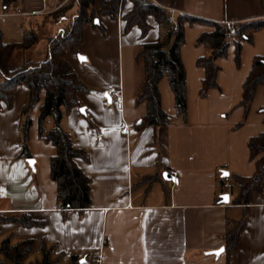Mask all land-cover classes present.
Instances as JSON below:
<instances>
[{"label":"crops","instance_id":"obj_1","mask_svg":"<svg viewBox=\"0 0 264 264\" xmlns=\"http://www.w3.org/2000/svg\"><path fill=\"white\" fill-rule=\"evenodd\" d=\"M54 1L58 0H9L4 13L0 0L3 42L21 43L23 28L43 21L53 12ZM147 2L164 9L172 22L181 14L233 23L237 28L264 20L261 0ZM131 8L132 3L123 0L114 18H100L102 28L85 26L79 48L65 54L86 91L78 95L80 106L64 113L58 128L69 134L75 148L87 153V160L75 162L89 179V208L66 213L57 208L56 185L50 178V158L56 149L38 137L44 91L29 113L27 148L34 170L27 164L29 159L21 156L19 145L27 88L19 85L14 89L11 108L0 103V216L19 219L26 214L36 223L28 227L14 221L0 223V238L9 246L31 240V252L43 254V247L51 264L62 259L68 264L72 257L77 264H262L264 191L251 195L246 207L232 205L237 189L223 188L219 178H226L223 172L228 177H250L255 170L247 143L264 132L263 114L259 113L264 106V86L256 87L243 125H236L244 114L239 105L242 84L253 58L264 55V30L253 32L251 42H241L238 64L233 42L218 62V88L200 98L204 71L196 60L207 50L197 45L196 39L212 29L200 23L186 24L185 42L180 47L186 75V122L176 116L173 92L162 78L158 83L160 105L172 121L155 129L138 125L146 106L135 104L144 78L143 64L136 56L145 44L157 41L159 29L149 15L145 34L137 26L125 32L121 16ZM65 22L40 25L46 44L39 45V41L29 59L45 57L48 38ZM118 87L123 100L121 114L106 95L107 89ZM48 119L45 131L55 127L52 118ZM122 119L129 126L127 138L107 129L118 128ZM165 173L172 181L163 178ZM224 194L229 196L228 204H220ZM245 210L238 248L227 253L222 236ZM218 250H222L219 255L212 254Z\"/></svg>","mask_w":264,"mask_h":264},{"label":"trees","instance_id":"obj_2","mask_svg":"<svg viewBox=\"0 0 264 264\" xmlns=\"http://www.w3.org/2000/svg\"><path fill=\"white\" fill-rule=\"evenodd\" d=\"M122 1L58 0L59 4L65 3L43 19L52 22L66 20V22L54 37L48 38L45 57L40 61L29 59L15 69H10L14 53L31 51L39 43L41 40L39 28L43 23L25 26L22 42L17 44L4 43L0 32V103L4 104L7 109L11 108L14 89L19 85L27 88L28 100L22 109V117L25 116L26 119L20 124V147L21 156L30 159L26 144L30 126L27 114L38 101L39 93L44 91V103L39 108L38 137L52 144L56 149V154L50 158V178L56 185L57 208L62 213L68 210H85L91 203L89 179L75 162L76 159L87 160V153L75 148L69 134L58 128L64 113L74 107H79L78 95L86 91V87L66 61L65 54L68 51L75 52L79 48L85 26L102 28L99 22L101 17L114 18ZM129 1L132 3V8L121 16L125 22V32L130 27L137 26L141 34H145L149 28L146 23V17L149 15L153 16L159 29L157 41L145 44L136 56L137 60L143 64L144 78L135 98V104L144 103L146 106V113L139 119L138 125L156 129L171 124L172 118L162 110L160 105L158 83L162 78L168 81L173 92L176 116L182 123H185L187 117L186 75L180 58V47L185 42V25L200 23L212 29L210 32L200 34L196 39V44L203 45L207 50L206 55L196 60L197 67L204 71L198 92L200 98H204L210 89L218 88L217 75L220 71L218 62L227 55L230 46V40L226 38V27L217 22L183 14L178 15L172 22L168 13L153 2ZM261 1L264 2V0ZM8 2L9 0H3L4 13H7ZM95 4L98 5V9H95ZM261 29L264 30V20L245 23L237 28L234 36L236 37L234 41L236 64L239 62L241 42H251L253 32ZM259 85L264 86V55L253 58L251 70L242 84V97L239 105L243 108L244 114L242 121L236 127L243 125L255 89ZM259 113L263 114L264 124V106L259 109ZM48 118H52L55 127L50 131H45L43 124ZM247 148L249 159L254 162L255 166L253 175L241 177L230 174L228 178H219L221 186L228 181L230 187L237 189V195L232 199L231 204L244 207L249 205L251 195L263 192L264 132L250 138ZM7 221H14L27 227L36 224L26 214H22L19 219L0 216V223ZM245 222L246 210L242 218L234 226H228L223 234L225 252L230 253L238 248L239 236ZM32 243L29 240L9 246L7 241H3L0 245V254L6 257L11 264H21L20 262L31 252ZM41 251L44 255L42 264H51L48 261V253L43 247ZM70 264H77L75 257H72Z\"/></svg>","mask_w":264,"mask_h":264},{"label":"rangeland","instance_id":"obj_3","mask_svg":"<svg viewBox=\"0 0 264 264\" xmlns=\"http://www.w3.org/2000/svg\"><path fill=\"white\" fill-rule=\"evenodd\" d=\"M65 2H63L62 4H59L60 6H57L56 8L53 9V12H55L56 10H58ZM41 23L43 22V24H46V25H50L51 26V22H48L47 20H43V21H40ZM53 26V25H52ZM43 34V31L41 30V34ZM236 40V37H233L232 40H230V46H234L233 45V42ZM45 45L46 42L43 41V39L40 40V44L39 45ZM30 53L31 51H17L16 53H14L13 57H12V60L10 62V69H15L19 66H21L25 61L29 60V56H30ZM0 80H1V76H0ZM37 103V102H36ZM36 105V104H35ZM31 109L28 111V114H27V117H29V113H30ZM31 118V117H30ZM29 119V122H30V126H31V120ZM26 117L23 116L22 118V121H25ZM47 122H50L49 119H46L44 124H43V128L46 129L47 128ZM29 126V127H30ZM19 134H20V139H19V145L21 144L20 143V140H21V131L19 129ZM28 141V140H27ZM27 144V143H26ZM28 149V148H27ZM33 160V159H31ZM4 225V224H3ZM1 226V225H0ZM2 233V231H0V234ZM4 239H1L0 238V243L3 241ZM66 260L65 259H62L59 264H66L65 263ZM0 263L1 264H11V262L6 258L4 257L3 255L0 254ZM21 264H42L43 263V254L42 253H34V252H31L30 254H28L21 262ZM70 263V260L68 262V264Z\"/></svg>","mask_w":264,"mask_h":264},{"label":"built area","instance_id":"obj_4","mask_svg":"<svg viewBox=\"0 0 264 264\" xmlns=\"http://www.w3.org/2000/svg\"><path fill=\"white\" fill-rule=\"evenodd\" d=\"M142 2L145 3V2H147V0H142ZM57 6H60L58 1H54L53 9L56 8ZM119 12H120V10L118 9V13ZM223 25L226 27V38L228 40H232V38L236 34V30H237L236 24L225 23ZM106 95L110 98V100L114 104L115 108L121 114L122 110H123V100H122L121 88H119V87L118 88H109L106 90ZM107 129L111 130V131H116L119 135L124 136L126 138L129 136V126L127 125V123L123 119H122L118 128L108 127ZM170 175L174 176L175 174L171 172ZM223 186H224V188L229 189L230 183L228 181H226ZM262 190L264 191V180L262 183ZM0 198H1V194H0Z\"/></svg>","mask_w":264,"mask_h":264},{"label":"water","instance_id":"obj_5","mask_svg":"<svg viewBox=\"0 0 264 264\" xmlns=\"http://www.w3.org/2000/svg\"><path fill=\"white\" fill-rule=\"evenodd\" d=\"M27 164H28V166L32 170H34V161L33 160H31V159L27 160ZM222 177H226L227 178L228 177V173L227 172H223ZM163 178L165 180H171L172 181V177H170L169 174H167V173L163 174ZM228 203H229V196H228V194L222 195L221 196V203L220 204H228ZM221 252H222V250H218V251L212 252V254L217 256Z\"/></svg>","mask_w":264,"mask_h":264}]
</instances>
